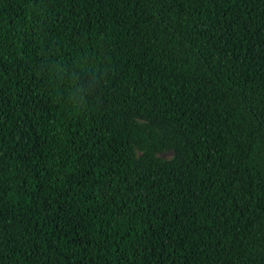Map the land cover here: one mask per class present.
I'll list each match as a JSON object with an SVG mask.
<instances>
[{
	"label": "trees",
	"instance_id": "16d2710c",
	"mask_svg": "<svg viewBox=\"0 0 264 264\" xmlns=\"http://www.w3.org/2000/svg\"><path fill=\"white\" fill-rule=\"evenodd\" d=\"M0 264H264V0H0Z\"/></svg>",
	"mask_w": 264,
	"mask_h": 264
},
{
	"label": "rangeland",
	"instance_id": "374dc122",
	"mask_svg": "<svg viewBox=\"0 0 264 264\" xmlns=\"http://www.w3.org/2000/svg\"><path fill=\"white\" fill-rule=\"evenodd\" d=\"M150 128L151 135L156 141V149L154 150L155 156L168 160L174 157V149L169 146L163 135V128L154 121H147ZM140 152L135 149V154L138 155Z\"/></svg>",
	"mask_w": 264,
	"mask_h": 264
}]
</instances>
